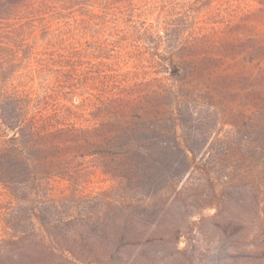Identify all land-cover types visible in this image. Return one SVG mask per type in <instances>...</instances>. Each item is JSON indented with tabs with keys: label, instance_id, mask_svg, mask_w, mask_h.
<instances>
[{
	"label": "rangeland",
	"instance_id": "rangeland-1",
	"mask_svg": "<svg viewBox=\"0 0 264 264\" xmlns=\"http://www.w3.org/2000/svg\"><path fill=\"white\" fill-rule=\"evenodd\" d=\"M68 11L0 79V264H264V0Z\"/></svg>",
	"mask_w": 264,
	"mask_h": 264
},
{
	"label": "trees",
	"instance_id": "trees-1",
	"mask_svg": "<svg viewBox=\"0 0 264 264\" xmlns=\"http://www.w3.org/2000/svg\"><path fill=\"white\" fill-rule=\"evenodd\" d=\"M85 1V0H81ZM78 0H0V79H4L5 90L9 88V85L13 83L12 88H16V83L23 78L35 81L36 73L39 68H28L18 66L21 63V58L25 52L30 57L31 61L36 60L34 53L38 44H48L49 48L56 49L52 51V54H60L58 50L64 48L62 54H71L73 51L72 44L68 42L69 39V25L64 23L62 27H56L51 29L52 20L54 17L58 19H64L68 16L69 6L81 2ZM64 11V12H63ZM58 12V14H56ZM68 18V17H67ZM68 20V19H67ZM41 31V32H39ZM42 42H39V40ZM61 55V54H60ZM82 55V54H81ZM95 59L98 57L95 56ZM26 61V60H25ZM82 59L80 57L81 63ZM9 65L11 68L4 66ZM45 69V68H40ZM49 79L47 85L54 88L53 94L58 95L60 98L66 101H72L74 98H80L82 94L78 93L74 85L67 86L65 89H58L60 83L55 86V83L61 80V76L58 74V67L49 68ZM69 76H66V78ZM12 93L14 91L11 90ZM16 99H12V102L8 103L12 107V115L19 113L16 107ZM0 111H3V105L0 104ZM1 117V116H0ZM6 119V118H5ZM4 119V121H5ZM8 120V119H7ZM12 120V119H11ZM10 120V121H11Z\"/></svg>",
	"mask_w": 264,
	"mask_h": 264
}]
</instances>
